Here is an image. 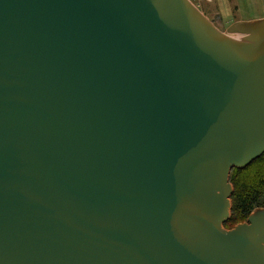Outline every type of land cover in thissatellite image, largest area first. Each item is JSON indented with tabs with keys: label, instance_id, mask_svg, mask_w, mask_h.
<instances>
[{
	"label": "water",
	"instance_id": "1",
	"mask_svg": "<svg viewBox=\"0 0 264 264\" xmlns=\"http://www.w3.org/2000/svg\"><path fill=\"white\" fill-rule=\"evenodd\" d=\"M255 40L188 0H0V264H264V211L221 227L264 151Z\"/></svg>",
	"mask_w": 264,
	"mask_h": 264
},
{
	"label": "rangeland",
	"instance_id": "2",
	"mask_svg": "<svg viewBox=\"0 0 264 264\" xmlns=\"http://www.w3.org/2000/svg\"><path fill=\"white\" fill-rule=\"evenodd\" d=\"M188 1L221 34L229 37H242V38L251 37V39L253 40V45H258L260 43V40H255V39L260 38L263 35L264 33L263 29H259L255 32H236V31L229 32V29L240 22L264 20V0H188ZM238 47L241 48L240 45ZM238 166H243V165H238ZM226 184L230 187V190L226 197V201L229 205V212L227 218L225 219V222L221 224V227L225 231H231L233 229H237L238 227H240L243 230L248 226H252V224L248 221L252 213L247 218V220L236 224L234 228H229V226L225 224L227 219H229L231 215V208L233 201L231 192H233L234 190L233 185L230 183V178ZM256 210L264 211V209L262 208H258ZM262 252L264 254V240H263Z\"/></svg>",
	"mask_w": 264,
	"mask_h": 264
},
{
	"label": "trees",
	"instance_id": "3",
	"mask_svg": "<svg viewBox=\"0 0 264 264\" xmlns=\"http://www.w3.org/2000/svg\"><path fill=\"white\" fill-rule=\"evenodd\" d=\"M229 178L234 190L231 215L225 224L234 228L254 210L264 209V151L250 163L234 167Z\"/></svg>",
	"mask_w": 264,
	"mask_h": 264
},
{
	"label": "bare ground",
	"instance_id": "4",
	"mask_svg": "<svg viewBox=\"0 0 264 264\" xmlns=\"http://www.w3.org/2000/svg\"><path fill=\"white\" fill-rule=\"evenodd\" d=\"M202 15V14H201ZM203 16V15H202ZM205 20L210 24V22L205 18ZM210 26L215 30L217 31L221 36H223L226 40H228L229 42L231 40H236V41H239V42H242V43H245V44H250V45H253V40L251 39V37H247V38H242V37H229V36H226V35H223L221 34L217 29H215L211 24ZM245 44H241V43H238V44H234V46L236 45L237 47L240 45L241 46V49H245V50H258L259 48H254V47H251V46H248V45H245ZM244 230V229H243ZM261 257L263 258L262 256V253H260ZM264 259V258H263Z\"/></svg>",
	"mask_w": 264,
	"mask_h": 264
}]
</instances>
